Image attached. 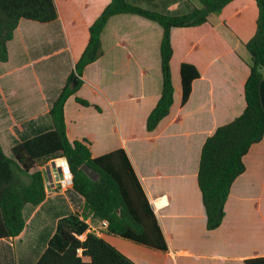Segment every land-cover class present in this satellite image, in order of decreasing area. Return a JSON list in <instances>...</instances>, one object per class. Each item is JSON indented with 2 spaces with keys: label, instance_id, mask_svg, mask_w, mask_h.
I'll return each mask as SVG.
<instances>
[{
  "label": "crops",
  "instance_id": "crops-1",
  "mask_svg": "<svg viewBox=\"0 0 264 264\" xmlns=\"http://www.w3.org/2000/svg\"><path fill=\"white\" fill-rule=\"evenodd\" d=\"M54 1L58 19L50 23L54 28L46 35L49 52L42 50L37 59L23 61L20 58L13 62L9 51L8 62L0 63V142L8 157H12V148L17 143L52 129L51 106L89 42L90 26L111 2ZM128 1L167 15H183L198 6V0ZM258 17L257 0H234L212 22L172 29L174 103L170 114L153 132L146 130L149 134H144V142L131 131L125 134L120 118L125 115L141 117L147 122L161 97L163 29L159 24L137 15L112 17L102 33L104 55L85 69L84 84L66 102L64 115L69 140L88 139L93 157L124 149L151 204L166 249L102 234L137 264H246L247 259L264 257V139L253 145L244 157L246 171L233 184L225 207L226 216L216 230L206 228L207 215L198 183L205 141L218 127L232 122L246 108L245 83L250 67L242 52L246 51L243 45L256 33ZM22 30L19 25L12 43L18 33L20 40L25 42ZM20 44L13 46L16 59L20 57ZM30 50L26 47L27 55ZM183 63L195 66L200 73V78L192 83V93L184 106ZM44 67H51L60 74L56 86L54 73L43 75L47 78L37 73V69ZM31 68L39 85L35 94L27 88ZM46 79L51 80L46 82ZM76 97L99 106L101 111L78 104ZM103 106L114 122L110 120L107 126L103 122L97 131L84 126V114L90 113L95 118L105 113ZM114 125L119 131L113 132ZM40 170L45 179L46 200L28 213V205L25 206L26 227L19 237L0 239V264L12 261L13 250L17 257L16 243L26 245L27 253L33 246L38 250L39 244H35L39 239L32 240L35 235L40 237V232L35 230L38 225L35 220L43 216L49 221L44 223L49 231H42L46 241L44 239L37 252L40 258L59 220L64 218L55 215L59 217L51 230L54 214H61L58 203L72 201L69 191L57 190V163L49 162ZM70 190L77 195L72 188ZM78 197L83 204V198ZM70 210L71 214L79 212L74 203L70 204ZM94 229L90 224L88 232ZM250 234L256 239L248 236ZM85 237L86 234L80 238Z\"/></svg>",
  "mask_w": 264,
  "mask_h": 264
},
{
  "label": "trees",
  "instance_id": "trees-1",
  "mask_svg": "<svg viewBox=\"0 0 264 264\" xmlns=\"http://www.w3.org/2000/svg\"><path fill=\"white\" fill-rule=\"evenodd\" d=\"M234 0H199L183 15H167L131 4L111 0L90 26L89 42L53 102L49 116L52 129L17 143L8 157L0 142V239L19 237L26 227L24 208L38 207L47 197L41 167L51 161L67 159L73 173V191L83 198L80 211L59 220L54 236L36 264H137L109 243L102 234L117 235L146 245L166 249L158 220L124 149L93 157L88 139L71 142L67 135L65 105L84 84L85 69L103 55L102 33L117 15H137L163 29L160 45L163 76L161 97L149 114L146 130L153 132L170 114L174 103L171 59L172 29L197 27L215 20ZM257 30L244 48L250 57V75L245 83L246 108L232 122L220 126L205 141L198 171V183L206 210L208 231L218 229L226 216V203L235 181L246 171L244 157L253 145L264 139V0H257ZM58 19L54 0H0V63L9 60L8 44L22 20L50 24ZM233 38L231 32H229ZM200 78L197 68L181 65L182 106L192 93V83ZM84 107H100L76 97ZM90 166L99 174L91 180L81 168ZM103 221L107 228H101ZM90 224L95 227L88 232ZM86 234L82 240L80 237ZM264 264V257L245 260Z\"/></svg>",
  "mask_w": 264,
  "mask_h": 264
},
{
  "label": "rangeland",
  "instance_id": "rangeland-1",
  "mask_svg": "<svg viewBox=\"0 0 264 264\" xmlns=\"http://www.w3.org/2000/svg\"><path fill=\"white\" fill-rule=\"evenodd\" d=\"M199 6H201V4L198 0V7ZM20 26H21V29H23L22 32H25L26 40L23 43L20 40L21 37L18 33L17 37H15L16 41L15 42L13 41V43L11 41L8 44V49H10L9 51L11 53L13 62H15L16 60H20V58L23 61H26L27 59H28V61L30 59H37L38 56L40 55L39 52L42 50H44V52H49V50H48L49 47L47 46L48 38L46 37V35L48 33H50L52 31V29L54 28L53 24H40V23L33 22V21L22 20ZM32 37H37V38L32 39ZM11 43H12V45H10ZM19 43H21L20 44L21 52H18V55L20 57H18V59H16L17 58L15 56L16 52L13 49V46L16 44H19ZM32 45H34V46H32ZM26 47L31 49L30 52L28 53V55L26 54ZM242 57L246 60V62L250 61V57L246 51L242 52ZM37 71H38L37 73L43 78H47L46 76H43V75L50 74L52 76V74L54 73V78H53V82L55 84L54 86H56V84H58L60 82V74L56 70L52 69L51 67H44L42 69H37ZM28 75L30 78H29L27 88H28L30 93L35 94L36 89H38L39 85H38V81L35 79L36 77L32 75V68L29 69ZM48 80H51V79H48ZM48 80L46 79V82ZM50 83H52V82H50ZM103 107L105 109V113L100 114L103 116V118H100L99 114L96 115L95 118H93L94 116L92 114L85 113L83 116L84 126H86V127L89 126V128H93L95 131H97L98 127L102 128L103 122H104V126H107V124L110 122V120H112V122H114L113 118L111 117V115L109 113V110L106 108V106H103ZM145 123H146V121H144L143 118H141V117H134V116L125 115L123 118H120V124H121V127L123 129V132L125 134L131 133V132L136 134L137 137H139V139L142 140L140 142L146 141V137L144 136V134H149L146 131ZM117 131H119V128H117L114 125L113 132H117ZM39 134H41V133H39ZM71 191L72 190H69V196L72 199L71 203H68V202H65V203L63 202L64 204L58 203L59 204L58 210L60 211L61 214H54L53 219L50 221V224L52 225L51 230L54 228V223L56 221V217H59V216H55V215H63L65 217V216H68L69 214H71L70 204L72 205L74 203L75 207L78 208V211H80V207L82 206V203H81L82 199H80L78 197V195H75ZM54 197L55 196H52V198H54ZM31 209L32 210L34 209L33 206L28 205V209H27L26 213H28V211ZM26 216L28 217V215H26ZM35 221L38 222V225H37L35 230L38 233L40 232V237H38V235H35V239H33L32 241L35 242L39 239V241H37V243L35 244V245L39 244L38 250L35 249V247L33 246L29 249V252L27 253L26 245L21 246L18 243H16V245H17L16 246L17 247V257H16L15 250H13L12 261H10L7 264H36L37 261L39 260V258L37 256V252L39 251V248H41V245L44 244V242L46 241L45 237L43 236L42 231L44 230L47 233L49 231L48 228H44V223H48L49 221L47 220V217H43V216H38ZM248 231L249 230H247V232ZM248 236H251V238L253 240L256 239V236H254V235L250 234ZM44 239H45V241H44ZM22 251H24V253H22Z\"/></svg>",
  "mask_w": 264,
  "mask_h": 264
},
{
  "label": "built area",
  "instance_id": "built-area-1",
  "mask_svg": "<svg viewBox=\"0 0 264 264\" xmlns=\"http://www.w3.org/2000/svg\"><path fill=\"white\" fill-rule=\"evenodd\" d=\"M51 162L57 163V166L59 168V177L57 181V190L60 191H69L72 186H73V173L70 169L69 163L67 159L61 158L58 160H54ZM101 228H107L108 227V222L103 221L100 224Z\"/></svg>",
  "mask_w": 264,
  "mask_h": 264
},
{
  "label": "water",
  "instance_id": "water-1",
  "mask_svg": "<svg viewBox=\"0 0 264 264\" xmlns=\"http://www.w3.org/2000/svg\"><path fill=\"white\" fill-rule=\"evenodd\" d=\"M81 170L93 181L99 179V174L88 165H84Z\"/></svg>",
  "mask_w": 264,
  "mask_h": 264
}]
</instances>
